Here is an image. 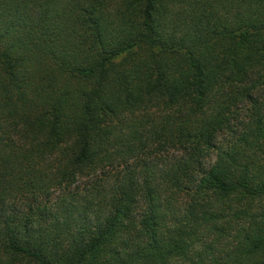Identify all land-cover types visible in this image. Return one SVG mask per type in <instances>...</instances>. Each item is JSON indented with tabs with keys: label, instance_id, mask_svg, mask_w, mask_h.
I'll list each match as a JSON object with an SVG mask.
<instances>
[{
	"label": "trees",
	"instance_id": "16d2710c",
	"mask_svg": "<svg viewBox=\"0 0 264 264\" xmlns=\"http://www.w3.org/2000/svg\"><path fill=\"white\" fill-rule=\"evenodd\" d=\"M0 264H264V0H0Z\"/></svg>",
	"mask_w": 264,
	"mask_h": 264
},
{
	"label": "rangeland",
	"instance_id": "374dc122",
	"mask_svg": "<svg viewBox=\"0 0 264 264\" xmlns=\"http://www.w3.org/2000/svg\"><path fill=\"white\" fill-rule=\"evenodd\" d=\"M230 133L228 132V131H224L221 135H220V137H219V139H220V142H221V144H223V145H226V143L228 142V139L230 138ZM232 137V136H231ZM214 157V156H213ZM213 157H211L209 160H208V162H211V161H213L214 160V158Z\"/></svg>",
	"mask_w": 264,
	"mask_h": 264
}]
</instances>
